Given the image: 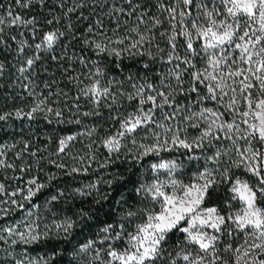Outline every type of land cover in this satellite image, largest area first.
Listing matches in <instances>:
<instances>
[{
    "label": "snow or ice",
    "instance_id": "1",
    "mask_svg": "<svg viewBox=\"0 0 264 264\" xmlns=\"http://www.w3.org/2000/svg\"><path fill=\"white\" fill-rule=\"evenodd\" d=\"M95 2L108 4V0ZM66 3L68 0H52L51 7L49 0L0 3V46L11 47L4 38L6 26L29 29L34 41L8 37L15 42L17 54L24 57L19 72L34 70L44 53H52L51 61L64 60L65 56L55 55L56 50L73 39L82 40L99 59L76 58L89 80L76 100L84 97L91 105L90 111L80 113L83 116H100L102 108L109 109L115 125L101 141L109 154L130 144L137 150L133 159L140 161L148 155L184 149L188 161L204 163L187 183L183 161L161 158L151 164L152 179L136 188L142 206L127 211L123 222L104 227L99 247L97 241L81 246L87 264H264V0H123L107 13L125 17L123 34L117 19L111 35L99 19L87 27L88 35H78L72 15L76 14L78 21L87 19L78 11L86 5L83 0H71L67 7ZM34 6L41 15L47 8V16H25L15 10ZM57 8L64 10L63 27L56 26L61 19ZM129 20L135 22L129 24ZM28 49H35L33 55L26 54ZM108 57L144 59L137 61L136 71L129 70L120 80L103 66ZM4 67L0 62V75ZM112 67L124 72L121 63L113 61ZM61 68L68 73L71 64ZM207 102L219 107L204 106ZM75 108L79 112V103ZM43 110L38 104L28 112L2 113L0 121L13 115L31 120ZM47 112L63 116L52 108ZM69 122L80 123L78 119ZM189 128L197 129L198 134L191 136ZM75 139L70 135L59 140L58 152H64ZM0 166L12 167L3 160ZM79 171L72 168L67 174ZM27 184L23 199L29 202L46 187L36 178ZM221 185L227 195L218 204L206 206ZM20 192L8 193L0 183V195L16 197ZM76 192L85 195L81 189ZM63 195H53L51 201ZM11 204L23 207L15 199ZM8 212L0 207L3 215ZM133 218L140 222L129 231L127 224ZM17 227L0 229L9 237H18L12 245L41 239L31 225H26V232L17 231ZM72 227L71 220L55 225L66 234ZM4 239L0 235V240ZM7 255L12 256V264H36L17 259L11 252Z\"/></svg>",
    "mask_w": 264,
    "mask_h": 264
},
{
    "label": "trees",
    "instance_id": "2",
    "mask_svg": "<svg viewBox=\"0 0 264 264\" xmlns=\"http://www.w3.org/2000/svg\"><path fill=\"white\" fill-rule=\"evenodd\" d=\"M83 2L86 6L78 11L83 12L87 19L78 21L76 14L72 15L73 30L78 35L80 33L88 35L87 27L94 24L97 19L101 20L103 30L109 35L112 34L119 19L120 34H123L125 17L107 14L110 8L122 5L123 0H108V4L103 6L97 4L95 0ZM0 3L8 4L9 0H0ZM51 6L52 0H49V7ZM67 6H71V0H68ZM15 10L25 16L41 15V10L35 6L31 9ZM64 10L55 9L61 16L57 27H63L65 24ZM2 12L3 10H0V13ZM47 14L48 9L45 8L41 19ZM134 22L129 20V24ZM95 30L100 31L99 27ZM9 36H16L18 40L28 39L29 43L34 42L29 29L5 27L4 38L11 47L0 46V62L5 65L3 75H0V114L14 113L20 109L28 112L38 104L44 110L35 113L31 120L27 117L17 119L13 115L7 121H0V153H3L0 160L4 161V165H12L0 166V183L5 185L8 193L21 190L16 197L0 195V201H8L7 204H0V207L9 209L6 216L0 213V229L7 228L9 222L13 225L19 223L17 230L25 227L21 232H26V225H31L40 233L41 239L31 243L18 242L15 245L9 240H5L6 243L1 240L0 254L2 252L4 254L3 250L6 253L11 252L14 256L23 253L36 264H87V256L80 252L81 246L89 241H97L96 247H99L98 242L103 238L104 227L123 222L127 211H135L142 206L136 188L152 179L151 164L160 162L161 158L183 161L185 165L183 179L187 183L197 169L202 170L204 163L188 161L184 149L161 152L160 156L148 155L137 161L133 159L137 150L130 144L122 147L119 153L110 155L101 143L115 125V121L109 117V109L102 108L100 116H83L80 113L90 111L91 105L84 97L76 100L80 89L87 86L89 80L84 65L76 63L75 60L81 56L89 60L99 59L95 53L90 51L82 40L73 39L67 46L58 48L55 52L58 57L65 56L64 60L51 61L49 56L52 53H44L43 59L37 62L38 66H34V70L21 74L19 68L24 57L17 54L16 44L8 40ZM36 40L38 41V37ZM34 52L35 49H28L26 54L31 56ZM140 59L144 58H125L120 61L115 57H108L103 66L110 70L109 75H115L117 79L123 80L129 70L136 71L139 67L137 61ZM113 61L121 63L123 73H118L112 67ZM69 64H71L69 72L64 73L61 65ZM69 76L78 79L70 80ZM124 87L127 88V83ZM41 101L44 103L41 104ZM77 103L80 105L79 112L75 108ZM204 106L219 107L214 102H207ZM47 108L62 111V118L47 112ZM61 119L63 122H60ZM77 119L80 123L69 122ZM188 132L191 136L198 134V130L193 128H189ZM70 135L76 139L68 144L64 152H58L59 140ZM195 154L198 155L199 150ZM57 164H63L65 167L57 168ZM72 168H79L80 171L68 175ZM51 176L55 178L49 179ZM33 178L39 183H44L46 187L29 202L24 200L23 196L26 195L29 186L27 181ZM109 180L112 181L111 185L106 183ZM91 185L96 187L92 188ZM77 189H81L85 195L77 193ZM60 192L64 195L56 201H51V196ZM226 195L227 189L221 185L220 192L207 201V205L218 204ZM12 199L22 203L23 207L12 205ZM65 220H71L73 223L69 230L70 234L55 228L56 224ZM136 222L140 221L133 218L128 222L129 231ZM36 225L39 227L36 228ZM45 232L47 236H44Z\"/></svg>",
    "mask_w": 264,
    "mask_h": 264
},
{
    "label": "rangeland",
    "instance_id": "3",
    "mask_svg": "<svg viewBox=\"0 0 264 264\" xmlns=\"http://www.w3.org/2000/svg\"><path fill=\"white\" fill-rule=\"evenodd\" d=\"M156 163H159V162H156ZM206 206H208L207 205V202H206ZM209 207H211V206H209ZM7 226L8 227H13V226H19V223H14V225H13V223H7ZM25 229V227H23V228H20V229H18L17 231H22V230H24ZM0 235H2V236H4L5 237V239L4 240H2V241H4L5 242V240H9L10 242L12 241V240H14V239H18V237H16L15 235H13V236H11V237H9L8 236V234L6 233H4V232H0ZM0 242H1V240H0ZM6 243V242H5ZM4 247L2 246V249H3ZM4 251V254H3V252L0 254V264H12V256H10V255H7V253H6V251L5 250H3ZM15 257L17 258V259H19V258H26V259H30L29 257H25L24 255H23V253H20V254H18V255H15ZM31 260V259H30Z\"/></svg>",
    "mask_w": 264,
    "mask_h": 264
}]
</instances>
